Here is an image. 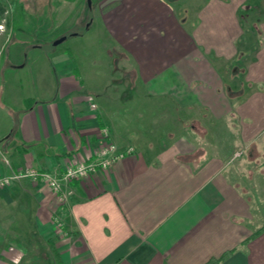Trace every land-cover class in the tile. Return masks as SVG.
<instances>
[{
	"label": "crops",
	"instance_id": "obj_1",
	"mask_svg": "<svg viewBox=\"0 0 264 264\" xmlns=\"http://www.w3.org/2000/svg\"><path fill=\"white\" fill-rule=\"evenodd\" d=\"M261 4L204 0L176 16L165 0L102 1L98 24L71 35L86 42L97 24L102 65L54 52L28 82H5L22 107L5 115L0 177L87 162L102 128L135 152L63 183L64 207L30 179L0 189V264H208L227 252L218 264H264V231L246 242L264 227V200L238 187L231 164L264 151Z\"/></svg>",
	"mask_w": 264,
	"mask_h": 264
},
{
	"label": "rangeland",
	"instance_id": "obj_2",
	"mask_svg": "<svg viewBox=\"0 0 264 264\" xmlns=\"http://www.w3.org/2000/svg\"><path fill=\"white\" fill-rule=\"evenodd\" d=\"M102 1L109 0H90L89 4L87 0H0V141L4 134L3 129L7 127L5 115L16 119L22 107L18 94L9 89V92L7 91V83L28 82L31 76L29 68L34 63H44L45 55L54 52L73 55L82 51L85 56L94 54L96 60L103 64L101 61L104 60V55L100 44L98 45L101 43L102 46L103 40L97 26L98 5ZM165 1L176 16L179 15L180 8L181 14L189 16L191 9L193 11V5L197 3L200 6L204 0ZM261 6L264 9V5ZM92 19H97V24L88 34L87 41L79 43L78 39H72L71 35L85 32V26ZM180 20L181 25H185L188 29V22L184 23L182 16ZM62 37L66 39L55 46L54 43ZM22 64H25L26 68L19 70ZM103 66L99 68L102 74L106 73ZM5 82L7 86L4 85ZM28 89L24 87L23 93L19 95L23 97L28 95ZM23 104L25 107L29 105V101H24ZM188 125L189 127L194 125L198 134L206 128L203 123H188ZM222 128L226 127L219 126L220 130L217 128L219 131L215 134L227 144L231 134L226 129L221 131ZM258 156L259 159L253 156L255 158L249 163L238 160L231 163L232 177L239 188L245 192L251 191L255 197L263 201L264 151H260ZM250 196L252 197L251 194Z\"/></svg>",
	"mask_w": 264,
	"mask_h": 264
},
{
	"label": "built area",
	"instance_id": "obj_3",
	"mask_svg": "<svg viewBox=\"0 0 264 264\" xmlns=\"http://www.w3.org/2000/svg\"><path fill=\"white\" fill-rule=\"evenodd\" d=\"M95 109V105L91 106ZM100 146L91 156V160L85 162L70 163L61 174H52L50 172L27 170L19 172L9 177H0V188L10 186L14 181L21 179H30L32 182L44 183L56 195L57 201L61 207L67 205L69 198L73 196L70 188H64L63 183L71 180H82L97 172L108 171L117 161L131 156L135 150L128 147L125 150H119L110 140L109 130L102 128L100 131ZM241 153L234 154V159L240 157ZM54 226L61 228L63 221L60 216L53 219Z\"/></svg>",
	"mask_w": 264,
	"mask_h": 264
},
{
	"label": "trees",
	"instance_id": "obj_4",
	"mask_svg": "<svg viewBox=\"0 0 264 264\" xmlns=\"http://www.w3.org/2000/svg\"><path fill=\"white\" fill-rule=\"evenodd\" d=\"M263 231H264V227H262L260 230H258L257 232H255L248 240H246V242L249 241L250 239H254V238L258 237ZM230 254H231V252H227L220 259H218V260H212L208 264H218L219 262H221L224 259H226V257H228Z\"/></svg>",
	"mask_w": 264,
	"mask_h": 264
},
{
	"label": "water",
	"instance_id": "obj_5",
	"mask_svg": "<svg viewBox=\"0 0 264 264\" xmlns=\"http://www.w3.org/2000/svg\"><path fill=\"white\" fill-rule=\"evenodd\" d=\"M87 2H88V4H89V3H90V0H87ZM65 39H66V37H62L61 39L57 40V41L54 43V45L56 46V45L62 43Z\"/></svg>",
	"mask_w": 264,
	"mask_h": 264
}]
</instances>
